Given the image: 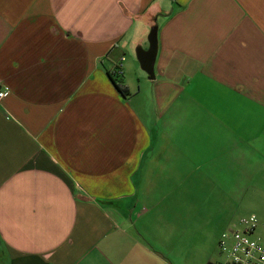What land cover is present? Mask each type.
<instances>
[{
    "label": "crops",
    "instance_id": "0c3cea01",
    "mask_svg": "<svg viewBox=\"0 0 264 264\" xmlns=\"http://www.w3.org/2000/svg\"><path fill=\"white\" fill-rule=\"evenodd\" d=\"M0 89V264H177L264 196V0H0Z\"/></svg>",
    "mask_w": 264,
    "mask_h": 264
},
{
    "label": "rangeland",
    "instance_id": "374dc122",
    "mask_svg": "<svg viewBox=\"0 0 264 264\" xmlns=\"http://www.w3.org/2000/svg\"><path fill=\"white\" fill-rule=\"evenodd\" d=\"M160 21L161 20H158V23ZM121 78L122 77H116L117 80L122 82ZM197 212L200 216L196 218L195 228L192 229L193 232L191 231L186 237L188 240L185 242L181 240L182 242L179 243L178 247V255L173 256L171 259L177 264H207L209 262L216 263L223 261L225 256L220 252L218 247L221 233L224 229L236 227L242 216L255 214L258 217L259 225L253 237L261 238L264 242V196L258 197V201L255 204L252 203L248 205L247 211L234 213L233 219L229 224H226V226L217 223V216L211 218V216L203 215L202 209ZM221 218L224 217L222 216ZM205 223H208L206 227Z\"/></svg>",
    "mask_w": 264,
    "mask_h": 264
},
{
    "label": "built area",
    "instance_id": "2783aa9c",
    "mask_svg": "<svg viewBox=\"0 0 264 264\" xmlns=\"http://www.w3.org/2000/svg\"><path fill=\"white\" fill-rule=\"evenodd\" d=\"M4 95V90L0 89V99ZM258 225L259 219L255 214L242 216L236 227L221 233L218 247L225 259L207 264H264V242L253 237Z\"/></svg>",
    "mask_w": 264,
    "mask_h": 264
},
{
    "label": "water",
    "instance_id": "95a60500",
    "mask_svg": "<svg viewBox=\"0 0 264 264\" xmlns=\"http://www.w3.org/2000/svg\"><path fill=\"white\" fill-rule=\"evenodd\" d=\"M158 24H154L148 33V48L139 47L136 50V57L140 67L144 70L150 79L155 78V62L158 53Z\"/></svg>",
    "mask_w": 264,
    "mask_h": 264
},
{
    "label": "trees",
    "instance_id": "16d2710c",
    "mask_svg": "<svg viewBox=\"0 0 264 264\" xmlns=\"http://www.w3.org/2000/svg\"><path fill=\"white\" fill-rule=\"evenodd\" d=\"M108 75H109L110 79L112 80V82L114 83V85L116 86V88L118 89V91L122 95L127 96L130 93L129 88L126 85L122 84V82L120 80H117L113 76V74L108 72Z\"/></svg>",
    "mask_w": 264,
    "mask_h": 264
}]
</instances>
